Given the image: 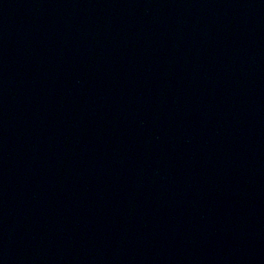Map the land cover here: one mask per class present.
Returning a JSON list of instances; mask_svg holds the SVG:
<instances>
[{"label":"water","instance_id":"1","mask_svg":"<svg viewBox=\"0 0 264 264\" xmlns=\"http://www.w3.org/2000/svg\"><path fill=\"white\" fill-rule=\"evenodd\" d=\"M0 264H264V0H0Z\"/></svg>","mask_w":264,"mask_h":264}]
</instances>
